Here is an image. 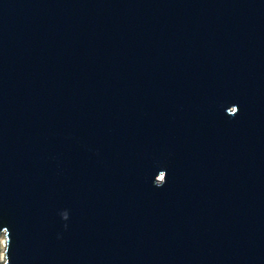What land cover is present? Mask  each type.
I'll return each instance as SVG.
<instances>
[{
    "label": "water",
    "instance_id": "1",
    "mask_svg": "<svg viewBox=\"0 0 264 264\" xmlns=\"http://www.w3.org/2000/svg\"><path fill=\"white\" fill-rule=\"evenodd\" d=\"M0 264H264V0H0Z\"/></svg>",
    "mask_w": 264,
    "mask_h": 264
},
{
    "label": "rangeland",
    "instance_id": "2",
    "mask_svg": "<svg viewBox=\"0 0 264 264\" xmlns=\"http://www.w3.org/2000/svg\"><path fill=\"white\" fill-rule=\"evenodd\" d=\"M0 241H3L2 239L0 240ZM3 246L4 245H0V261H2L3 260Z\"/></svg>",
    "mask_w": 264,
    "mask_h": 264
},
{
    "label": "snow or ice",
    "instance_id": "3",
    "mask_svg": "<svg viewBox=\"0 0 264 264\" xmlns=\"http://www.w3.org/2000/svg\"><path fill=\"white\" fill-rule=\"evenodd\" d=\"M7 244V233H5V240L0 241V245H6Z\"/></svg>",
    "mask_w": 264,
    "mask_h": 264
}]
</instances>
